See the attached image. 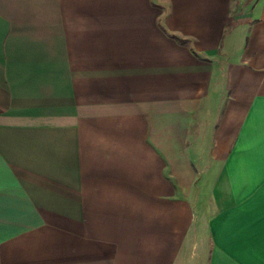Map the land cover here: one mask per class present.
I'll return each mask as SVG.
<instances>
[{
  "label": "crops",
  "instance_id": "crops-1",
  "mask_svg": "<svg viewBox=\"0 0 264 264\" xmlns=\"http://www.w3.org/2000/svg\"><path fill=\"white\" fill-rule=\"evenodd\" d=\"M0 264H264V0H0Z\"/></svg>",
  "mask_w": 264,
  "mask_h": 264
},
{
  "label": "trees",
  "instance_id": "trees-1",
  "mask_svg": "<svg viewBox=\"0 0 264 264\" xmlns=\"http://www.w3.org/2000/svg\"><path fill=\"white\" fill-rule=\"evenodd\" d=\"M179 42H181V43H185L186 41L185 40H183V39H181V38H176Z\"/></svg>",
  "mask_w": 264,
  "mask_h": 264
}]
</instances>
